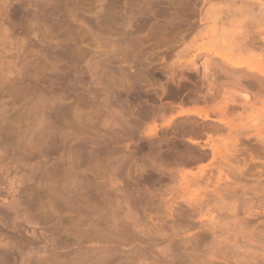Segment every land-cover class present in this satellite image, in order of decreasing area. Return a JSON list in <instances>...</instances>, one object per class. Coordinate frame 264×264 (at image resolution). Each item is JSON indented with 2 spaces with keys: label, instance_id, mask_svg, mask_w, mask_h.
Wrapping results in <instances>:
<instances>
[{
  "label": "rangeland",
  "instance_id": "1",
  "mask_svg": "<svg viewBox=\"0 0 264 264\" xmlns=\"http://www.w3.org/2000/svg\"><path fill=\"white\" fill-rule=\"evenodd\" d=\"M0 264H264V0H0Z\"/></svg>",
  "mask_w": 264,
  "mask_h": 264
},
{
  "label": "bare ground",
  "instance_id": "2",
  "mask_svg": "<svg viewBox=\"0 0 264 264\" xmlns=\"http://www.w3.org/2000/svg\"><path fill=\"white\" fill-rule=\"evenodd\" d=\"M10 209V208H9ZM17 219V218H16Z\"/></svg>",
  "mask_w": 264,
  "mask_h": 264
}]
</instances>
